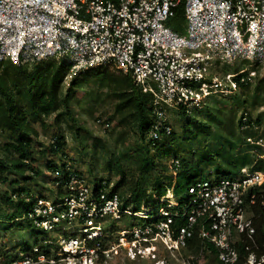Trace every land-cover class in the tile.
Here are the masks:
<instances>
[{
  "label": "built area",
  "instance_id": "built-area-1",
  "mask_svg": "<svg viewBox=\"0 0 264 264\" xmlns=\"http://www.w3.org/2000/svg\"><path fill=\"white\" fill-rule=\"evenodd\" d=\"M179 9L183 34L165 24ZM50 59L65 66L64 82L94 72L130 77L151 96L148 137L161 140L172 131L169 108L192 114L264 76V0H0V64ZM237 60L248 68L219 74ZM238 123L259 128L246 110ZM245 140L264 147L262 137ZM51 174L55 198L27 199L25 219H14L48 234L7 264H264V168L197 179L182 208L170 187L154 213L134 211L116 181L91 184L65 161ZM123 216L141 222L112 230Z\"/></svg>",
  "mask_w": 264,
  "mask_h": 264
},
{
  "label": "trees",
  "instance_id": "trees-1",
  "mask_svg": "<svg viewBox=\"0 0 264 264\" xmlns=\"http://www.w3.org/2000/svg\"><path fill=\"white\" fill-rule=\"evenodd\" d=\"M181 16L182 11L179 9L175 19ZM64 70L65 66L54 59L45 63L36 62L31 67L17 66L9 60L0 64V136L4 140L0 145V186L9 180L8 174L20 176L25 180H32L40 174V169L34 166L35 159L32 157L31 144L38 133L30 122L31 116L43 119L44 116L56 113L57 120L68 116L72 122L71 127H79L75 125L77 120L73 115V103L76 100L74 90L81 88L82 85L77 84L78 80L75 77L66 88ZM85 77L96 80L97 88L92 87L86 93L91 97L94 105L102 100V92H105L103 94L114 103L113 111L104 121V125L108 126L117 120L138 139L137 153L134 152L132 157L138 175L130 174V178H127V173L123 171L114 186V188H122L125 203L130 204L134 211L147 207L154 213L160 204V199L170 187L173 188V192L179 191L183 197L192 182L206 178L205 168H214L216 177L236 175L245 166L250 169L264 168V159L259 157L262 154L259 153L261 146H254L257 151L254 154L248 151L249 148H242L251 145L246 142L243 132L241 134L233 110L221 108L216 114L207 112L206 120L196 118L201 112L200 109L194 110L193 114L189 115L180 106L179 113L187 119L183 125L184 131L181 135H177L172 129L171 133L163 136L161 140L167 139L168 143L182 141V145L176 149L188 148L190 156L178 157V164L172 169L169 161L177 156L175 148L174 151L167 149L161 140H152L148 137L153 118L150 94L134 85L128 76L94 72ZM263 78L259 81L264 80ZM251 84L252 82H248L240 84L239 87H247ZM92 108L93 106L88 107L89 110ZM248 119L257 125L260 123V119H253L249 112ZM96 120L100 122V119L96 118ZM190 126H192L191 130L188 129ZM255 132L251 129L246 131L251 136H254ZM64 144V134H55L48 144V150L54 155L63 154ZM150 146L157 150L158 154L154 157L149 154ZM125 152L122 153L130 158L131 156ZM42 153L45 154V151ZM253 155H257V158ZM65 166L66 164L62 163L63 171L66 170ZM47 167L51 172L57 167V163L48 161ZM74 169L81 173L75 167ZM29 198L34 199V196L22 187H18L13 189L12 196L7 200L14 205L21 204L25 213L30 204L27 201ZM6 216L12 222L19 217L15 213ZM258 233L264 237L262 227L258 228ZM191 243L189 250L194 252L198 248V245H195L198 242ZM27 249L29 248L25 247V250ZM14 257V255L10 256L5 264Z\"/></svg>",
  "mask_w": 264,
  "mask_h": 264
},
{
  "label": "rangeland",
  "instance_id": "rangeland-1",
  "mask_svg": "<svg viewBox=\"0 0 264 264\" xmlns=\"http://www.w3.org/2000/svg\"><path fill=\"white\" fill-rule=\"evenodd\" d=\"M173 30L185 33L186 25L182 19H170L165 23ZM48 60H43L47 62ZM32 64H26L25 67H31ZM248 68V62L241 60L235 61L232 65H223L220 68L219 74L225 72H236L239 69ZM264 76L258 75L257 79L247 87H238L233 94L227 96H220L215 100H208V103L196 116L197 119H206L207 112L216 114L221 108H228L233 110L236 119L243 110H247L253 119H260L259 128L255 132L254 137H262L264 139V80L259 81ZM73 79V78H72ZM71 79V80H72ZM264 79V78H263ZM71 80L66 79L64 86H69ZM77 84L82 85L81 88H75V99L73 103V115L75 116L78 128L71 127L72 122L70 117L64 116L57 120L53 113L49 116H44L43 119L38 116H31L30 122L38 135L34 137L31 144L33 151L32 157L35 159L34 166L40 169V174L32 180L22 179L20 176L13 174L9 175V180L0 186V264H5L10 256H16L25 251V247L32 248L42 242V239L48 234L43 233L35 228L30 223L12 222L7 214L15 213L19 217L24 218V212L21 204L14 205L13 202L8 201V197L12 196L13 189L22 187L34 197L45 196L49 199H54L56 196L55 187L53 186L52 174L47 167L48 161L55 163L67 162L72 168L80 170L91 184H94L97 179L109 178L117 181L121 178L122 172L127 173V178L130 174L138 175L136 165L132 157L136 152V145L139 144L138 139L134 133H130L117 120L104 125V121L110 117L114 103L110 98L102 92V100L96 105L93 104L91 97L86 94L92 87L97 88L96 80L94 78H86L85 76L77 78ZM260 83V84H259ZM257 84H259L257 86ZM207 102V101H206ZM91 110L88 107H92ZM193 114V112H192ZM189 114V115H192ZM100 119V122H97ZM167 119L172 125V129L181 135L184 131V123L187 119L179 113L178 108H169L167 111ZM207 120V119H206ZM192 129V126L188 128ZM241 131V130H240ZM122 132V135L120 133ZM248 135L245 131L241 134ZM63 133L65 136V144L63 147V154L54 155L48 150V144L51 142L55 134ZM0 136V145L3 143ZM101 141V142H100ZM164 147L167 149L176 150L178 157H189L190 151L188 148L176 149L182 145V141L169 142L168 140H161ZM101 144V145H100ZM242 148H249L251 154L257 153L254 146H242ZM45 151V154L42 152ZM127 151V152H125ZM151 157L158 153L156 149L151 146L148 149ZM131 157L129 158L126 154ZM122 153V154H121ZM261 155H264V147H261ZM64 154L66 156H64ZM133 154V155H132ZM173 155V154H172ZM12 156V155H11ZM10 156V157H11ZM257 158V155H253ZM199 159V158H198ZM264 159V156H263ZM264 164V163H263ZM204 176L206 178H215L214 168H205ZM203 176V177H204ZM143 181L144 178H143ZM182 185V184H180ZM122 190V188H121ZM123 191V190H122ZM173 201H178L179 207H184L187 201L186 195H181L179 191L173 193ZM14 205V206H13ZM132 217L123 216L121 220L112 228V230L128 229L132 222H135ZM141 222V220H136ZM107 224L105 227L111 230Z\"/></svg>",
  "mask_w": 264,
  "mask_h": 264
}]
</instances>
